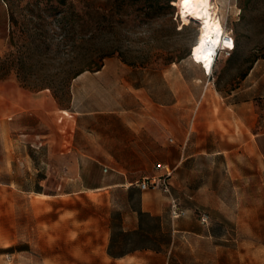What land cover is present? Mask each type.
<instances>
[{"label":"rangeland","instance_id":"obj_1","mask_svg":"<svg viewBox=\"0 0 264 264\" xmlns=\"http://www.w3.org/2000/svg\"><path fill=\"white\" fill-rule=\"evenodd\" d=\"M215 5L235 48L207 74L192 59L201 22L179 0H0V90L52 103L45 118L0 117V264H264V0ZM100 61L127 65L119 90L89 81L75 97L77 74ZM130 110L151 119L145 150L120 120ZM161 163L181 219L161 189L137 185ZM145 195L165 196V212L123 232ZM173 220L189 231L174 236ZM136 247L137 259L108 260Z\"/></svg>","mask_w":264,"mask_h":264},{"label":"crops","instance_id":"obj_2","mask_svg":"<svg viewBox=\"0 0 264 264\" xmlns=\"http://www.w3.org/2000/svg\"><path fill=\"white\" fill-rule=\"evenodd\" d=\"M111 61L104 64L103 68L98 71L94 72H83L80 73L74 79V94L76 95L81 94L82 90L87 82L95 81L100 84H105L107 87L113 91L119 90L120 88V81L123 80L125 76L121 73V70L124 69L125 63H119L114 61L113 64L110 63ZM198 63V62H197ZM216 63V62H215ZM200 65V63H199ZM209 74V72H206ZM122 77V78H121ZM137 79H134V82ZM133 90L138 98L143 101H147V96L143 94L140 96L139 92L142 90L141 86H133ZM52 103L49 99V95L44 91L38 92H30L23 88H19L17 85L15 86L13 83H5L3 88L0 90V117H7L16 115V123L19 125L20 121L19 118L27 112H30L38 117L45 118L51 113ZM118 114V113H117ZM120 119V115L118 117ZM121 122L126 126L131 136V139L134 143H143V149H146V136H147V143L148 145L151 144L152 138V126H151V119H149L146 115L130 110L127 115L121 117ZM167 126H165V132H167ZM132 140H130L132 142ZM117 142V139L114 137L112 138V142ZM142 145H140L141 147ZM68 151L72 150V145L69 143ZM99 149H110L111 151L118 150V146L114 145H97ZM147 148H150L148 146ZM258 149L259 146H258ZM117 154H112L111 157H115ZM134 157V155H132ZM87 157H81L80 161L82 163L86 160ZM64 164L67 166L72 165V157L70 154L64 155ZM183 160V158H182ZM181 160V161H182ZM97 161L100 164L105 166V169L108 170V158H98ZM180 161V162H181ZM163 167H161L165 172L167 167L174 168L168 163H161ZM106 170V171H107ZM162 174V173H161ZM159 175V174H158ZM112 184H107L106 186H111ZM178 197V196H177ZM179 198V197H178ZM165 196H161L159 201H153L150 196H143L142 198V206L139 209H136L132 212L133 218L135 219L134 223L131 224L129 227H125L123 232H132V233H139V232H147V228L143 225V218L148 217L151 219H157L161 217V215L165 212ZM189 212V211H188ZM189 214V213H188ZM185 217V216H183ZM183 217H180L183 218ZM175 236L177 232H186L189 231V228L183 227L182 225L177 227L175 220H173L172 226L169 229ZM112 241V240H111ZM110 241V244L112 242ZM117 242V239L113 240ZM167 241H175V239L171 238ZM142 247L134 248L133 250L126 251L122 254H115L108 251V260L113 261H126V260H134L139 258V253L141 252ZM147 249V248H146ZM151 249V248H150ZM154 251V250H150ZM158 256V253H155Z\"/></svg>","mask_w":264,"mask_h":264},{"label":"bare ground","instance_id":"obj_3","mask_svg":"<svg viewBox=\"0 0 264 264\" xmlns=\"http://www.w3.org/2000/svg\"><path fill=\"white\" fill-rule=\"evenodd\" d=\"M216 7L215 0H209V3L207 4H192L185 6L184 9V15L186 17H193L196 19L199 17L204 21V23L201 24L200 36L202 32L205 33V44L195 53V55H192V59L200 63L204 71L209 73L213 71L215 65V61L213 62L214 49L220 42L224 44V49L235 48V40L233 37H230L231 34L227 35V30H225L217 15ZM223 32L224 35H222ZM209 36H211L213 41H218V43H208ZM225 41L229 42L230 46L229 43H225ZM205 65H207V68Z\"/></svg>","mask_w":264,"mask_h":264},{"label":"built area","instance_id":"obj_4","mask_svg":"<svg viewBox=\"0 0 264 264\" xmlns=\"http://www.w3.org/2000/svg\"><path fill=\"white\" fill-rule=\"evenodd\" d=\"M230 37L232 38L233 36ZM229 50H233V48ZM158 167H163V165L159 164ZM105 170H107V168ZM173 171L174 168L167 167L164 173L146 176L138 181L137 185L144 190L149 188L161 189L168 197L171 217L177 219L187 214L188 210L181 205L179 198L173 191V184L171 181ZM199 216L204 223H208L210 217L208 213L200 212Z\"/></svg>","mask_w":264,"mask_h":264},{"label":"snow or ice","instance_id":"obj_5","mask_svg":"<svg viewBox=\"0 0 264 264\" xmlns=\"http://www.w3.org/2000/svg\"><path fill=\"white\" fill-rule=\"evenodd\" d=\"M179 3L183 6H188V5H192V4H207V3H209V0H179ZM181 18L183 19L182 14H181ZM197 19L200 20L201 24L204 23L202 18L197 17ZM204 36H205V33L202 32L197 46L195 48H193V50H192L193 55H195V53L205 44ZM207 42L208 43H218V41H213L211 39V36H209V39ZM225 43H229V42L225 41ZM229 46H230V43H229ZM205 67L207 68V65H205Z\"/></svg>","mask_w":264,"mask_h":264},{"label":"trees","instance_id":"obj_6","mask_svg":"<svg viewBox=\"0 0 264 264\" xmlns=\"http://www.w3.org/2000/svg\"><path fill=\"white\" fill-rule=\"evenodd\" d=\"M103 65H104V63H103L102 61H100V62L96 65L95 71L100 70V69L103 67ZM81 72H83V71H81ZM81 72H79V73L77 74V76H78ZM136 248H137V247H136Z\"/></svg>","mask_w":264,"mask_h":264},{"label":"clouds","instance_id":"obj_7","mask_svg":"<svg viewBox=\"0 0 264 264\" xmlns=\"http://www.w3.org/2000/svg\"><path fill=\"white\" fill-rule=\"evenodd\" d=\"M217 58H218V55L217 54H214V60H213V62L214 61L216 62Z\"/></svg>","mask_w":264,"mask_h":264}]
</instances>
